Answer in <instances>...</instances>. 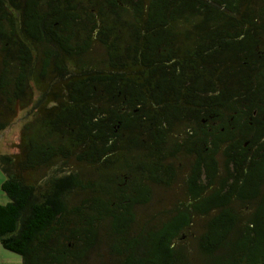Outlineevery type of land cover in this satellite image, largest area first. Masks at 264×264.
Wrapping results in <instances>:
<instances>
[{
  "label": "trees",
  "instance_id": "16d2710c",
  "mask_svg": "<svg viewBox=\"0 0 264 264\" xmlns=\"http://www.w3.org/2000/svg\"><path fill=\"white\" fill-rule=\"evenodd\" d=\"M29 102L0 153L24 264H187L200 220L203 264H264V0H0V130Z\"/></svg>",
  "mask_w": 264,
  "mask_h": 264
},
{
  "label": "rangeland",
  "instance_id": "374dc122",
  "mask_svg": "<svg viewBox=\"0 0 264 264\" xmlns=\"http://www.w3.org/2000/svg\"><path fill=\"white\" fill-rule=\"evenodd\" d=\"M36 94L35 97H37ZM33 103L29 102L25 105L19 103L16 105V111L11 115L10 120L5 128L0 130V153H16L19 151V143L22 135V130L24 125L27 123L30 117V108ZM5 179V174L0 169V203H6L9 201V197L2 189V183ZM156 196L153 201L141 207L140 209V221L145 220L153 221L152 217L155 220L159 221L162 218L166 217V213H163V208H171L175 206L179 201L185 199L186 188L183 185V182L179 179L175 180L172 185L164 187H156ZM204 221L200 220L190 229V235L185 237L183 243L185 247V255L187 264H203V260H206L204 256H201L197 248V237L203 231ZM104 238V237H103ZM107 238V237H105ZM107 240H102L100 243L99 249L103 254H106L108 251ZM106 248V249H105ZM190 248V250H189ZM107 255L109 253L107 252ZM96 254L88 259L89 264H97ZM0 264H24L22 255L19 253L13 252L9 249H6L3 245L0 244Z\"/></svg>",
  "mask_w": 264,
  "mask_h": 264
}]
</instances>
